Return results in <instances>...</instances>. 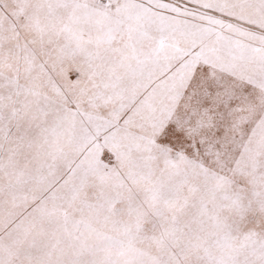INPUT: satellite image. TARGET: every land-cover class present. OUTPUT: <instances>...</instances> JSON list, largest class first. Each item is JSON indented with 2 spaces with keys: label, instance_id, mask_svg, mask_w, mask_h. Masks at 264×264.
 I'll return each mask as SVG.
<instances>
[{
  "label": "snow or ice",
  "instance_id": "1",
  "mask_svg": "<svg viewBox=\"0 0 264 264\" xmlns=\"http://www.w3.org/2000/svg\"><path fill=\"white\" fill-rule=\"evenodd\" d=\"M0 264H264V0H0Z\"/></svg>",
  "mask_w": 264,
  "mask_h": 264
}]
</instances>
